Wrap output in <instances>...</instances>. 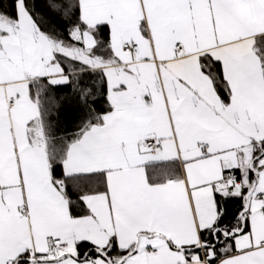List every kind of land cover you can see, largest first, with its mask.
Wrapping results in <instances>:
<instances>
[{
    "label": "snow or ice",
    "instance_id": "obj_1",
    "mask_svg": "<svg viewBox=\"0 0 264 264\" xmlns=\"http://www.w3.org/2000/svg\"><path fill=\"white\" fill-rule=\"evenodd\" d=\"M0 264H264V0H0Z\"/></svg>",
    "mask_w": 264,
    "mask_h": 264
}]
</instances>
